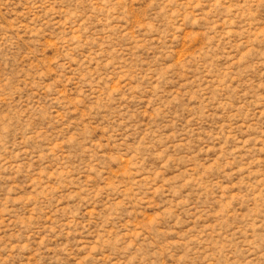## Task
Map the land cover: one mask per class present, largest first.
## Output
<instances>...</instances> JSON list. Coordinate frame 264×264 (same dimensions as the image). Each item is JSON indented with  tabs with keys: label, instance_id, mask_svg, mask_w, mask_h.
<instances>
[{
	"label": "rangeland",
	"instance_id": "obj_1",
	"mask_svg": "<svg viewBox=\"0 0 264 264\" xmlns=\"http://www.w3.org/2000/svg\"><path fill=\"white\" fill-rule=\"evenodd\" d=\"M0 264H264V0H0Z\"/></svg>",
	"mask_w": 264,
	"mask_h": 264
}]
</instances>
